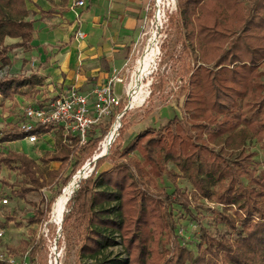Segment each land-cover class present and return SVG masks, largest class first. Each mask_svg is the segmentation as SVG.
<instances>
[{"label": "trees", "instance_id": "16d2710c", "mask_svg": "<svg viewBox=\"0 0 264 264\" xmlns=\"http://www.w3.org/2000/svg\"><path fill=\"white\" fill-rule=\"evenodd\" d=\"M29 1L0 0L3 66L12 64L15 48L33 47L36 16L44 19L55 11L30 9ZM172 24L182 44L177 56L181 84L175 92L181 116L128 138L134 123L125 113L109 153L96 161L117 113L124 111L123 102L109 124L95 126L84 143L77 133L67 132L61 133L57 148L39 159L15 149L0 154V167L16 165L23 177L14 184L19 185L17 197L48 189L29 217L41 225L51 219L64 188L91 162L93 170L79 182L62 220L63 230L71 228L68 232L77 237L76 264H264V170L258 173L250 164L254 152L228 160L215 149L216 143L232 144L240 132L264 136V0H178ZM8 37L20 40L7 43ZM41 83L35 73L0 77V96L12 100L26 86ZM23 119L24 114L0 129V143L26 138L20 127ZM59 126L40 125L33 132L41 137ZM52 161L60 166L51 169ZM169 161L193 184L192 193L176 185L181 174L168 168ZM106 164L110 167L104 169ZM165 176L176 185L173 192L159 186ZM197 195L223 205L215 213L229 231L211 233L196 217L200 240L195 254L182 241L175 206L193 217ZM45 244L44 235H39L28 264H45ZM115 246L123 248L125 259L114 255Z\"/></svg>", "mask_w": 264, "mask_h": 264}, {"label": "rangeland", "instance_id": "374dc122", "mask_svg": "<svg viewBox=\"0 0 264 264\" xmlns=\"http://www.w3.org/2000/svg\"><path fill=\"white\" fill-rule=\"evenodd\" d=\"M152 3H154V1ZM162 9L165 16L163 17V23L159 31L161 35V54L157 62V69L149 76V79L153 81L150 87L152 93L144 104L130 109L127 112L126 120L134 123L133 128L129 131L128 138L146 127H159L166 124L175 115H182L175 97V92L181 84L179 75L181 64L177 60V56L182 49V44L179 40V31L177 27L172 24V15L178 10V0H162ZM156 10L157 7L154 6L149 16L153 17ZM146 26V38H148L154 32V27L151 22H148ZM122 87L123 85L120 84L118 89L120 90ZM25 104V101L22 103L16 102L12 106L7 107L10 114H0V129L4 126L17 123L22 117V109ZM104 121H106L107 125L109 124V118ZM114 124L115 123H113L112 127ZM120 128L118 125V132ZM96 131L100 132L99 129ZM93 133L94 130L91 135ZM235 137V141L230 145H226L224 142L216 143L215 149L221 151L228 160H239L254 152L255 155L249 160L250 164L253 167H257L258 173L264 170V136L261 138L257 137L252 132H240ZM105 139L106 137L104 140ZM104 140L101 143L102 152ZM51 141L45 142L44 144L40 142L39 139L32 142L28 138H22L14 141V143L2 142L0 143V154L8 153L15 149L24 151L30 156L39 159L43 151L50 147H54L53 145L56 144L53 140ZM90 163V161L87 162L86 166H91L93 168ZM108 167H110L109 164H106L103 168L106 169ZM168 168L181 174L177 179L176 185L180 186L188 193L194 191L193 184L182 174L181 170L172 161L168 162ZM91 172L92 171H90V173ZM22 178L16 165L12 168L5 165L0 167V229L3 231V235L0 237V254H6L9 251L15 255L17 261H26L29 263L28 255L31 247L35 243L37 237L43 234L46 242L44 250V254L46 255L45 264H48L52 248L55 246H57L58 250L61 252L60 262L62 264H76L79 249L77 237L75 233L68 232L72 230L71 228L69 230H63L62 219H54L53 207L56 202L52 207L51 219L48 221L49 225H47L48 223L41 225L29 221V217L37 206L40 205L42 198L45 197L49 191L43 188L39 191L29 193L25 198H19L14 193V191L19 188V185L14 184L21 181ZM242 179L245 183L249 181L247 177H243ZM158 183L160 187L166 188L169 192L175 190L176 185L171 177L165 176L163 179H159ZM78 184L77 187H79ZM4 198H8V203L2 202ZM175 207L176 215L179 219L180 233L183 237L182 241L194 251L195 254L198 253L197 244L200 240V225L197 218L200 219L201 224L205 225L211 233L229 231V226L221 221L217 213H215L216 210H223V205L218 203L215 198L203 197L200 195L194 196L192 209L195 216L193 217L185 214L179 206ZM229 211L233 210L231 209ZM10 217L12 219H9ZM56 238L57 242L55 241ZM113 251L114 255L118 254L121 255L123 259L126 258V254L123 252L121 246H115Z\"/></svg>", "mask_w": 264, "mask_h": 264}, {"label": "crops", "instance_id": "0c3cea01", "mask_svg": "<svg viewBox=\"0 0 264 264\" xmlns=\"http://www.w3.org/2000/svg\"><path fill=\"white\" fill-rule=\"evenodd\" d=\"M148 2L85 0V6L74 8V0L29 1L30 9L40 11L41 7L47 11L54 7L55 11L44 19H41L40 14L36 16L33 47L29 50L15 48L10 53L11 65L3 66L0 62V77L35 73L42 83L35 88L26 86L23 94L12 100L0 96V114H10L7 107L25 101L22 109L24 114L25 107L30 104L38 105L53 100L74 87L89 92L106 82L113 70L123 67L130 58L141 33ZM78 30L84 31L86 38L79 39L76 35ZM19 40L8 37L7 43ZM119 85L116 86V92L122 97L124 89L122 87L119 90ZM60 125L50 134L39 137L44 144L51 140L56 143L54 147L43 151L40 157L48 150L57 148L61 133L66 135L72 132L64 123ZM101 125L106 126V121ZM59 166V161L49 164L51 169Z\"/></svg>", "mask_w": 264, "mask_h": 264}, {"label": "built area", "instance_id": "2783aa9c", "mask_svg": "<svg viewBox=\"0 0 264 264\" xmlns=\"http://www.w3.org/2000/svg\"><path fill=\"white\" fill-rule=\"evenodd\" d=\"M153 1L154 3H152ZM85 5V0H74L73 3L74 8ZM154 6L157 7V10L153 17H150L149 13ZM164 16L162 0H149L141 33L134 44L130 58L123 67L115 68L113 74L103 84L93 87L89 92L74 87L61 93L53 100L26 106L24 119L20 122L22 131L26 133V138L32 142L37 141L39 136L33 131L40 125L64 123L70 131L77 133L81 142L84 143L88 140L92 129L102 124L105 119L111 118L121 102L124 101V111L117 113L116 122H114L115 124L119 122L120 128L122 116L130 109L144 104L152 93L150 87L153 81L149 79V76L157 69V62L160 59L161 35L159 31ZM148 22L152 23L154 32L146 38ZM76 35L79 39L86 38V33L82 30H78ZM146 61L149 63L148 68H146ZM118 84L123 85L124 96L122 97L116 92ZM2 202L8 203V198H4ZM2 235L3 231L0 229V237ZM60 258L61 252L55 246L52 248L48 264H62ZM0 261H7L10 264H28L26 261H17L15 255L9 251L6 254H0Z\"/></svg>", "mask_w": 264, "mask_h": 264}, {"label": "bare ground", "instance_id": "6f19581e", "mask_svg": "<svg viewBox=\"0 0 264 264\" xmlns=\"http://www.w3.org/2000/svg\"><path fill=\"white\" fill-rule=\"evenodd\" d=\"M160 1V0H159ZM147 65L146 68H148L149 63L146 61ZM143 71V69H142ZM118 123H116L110 133L106 136V139L103 142V152L100 153H106L109 145L115 140L117 134H118ZM89 171V172H88ZM90 171H92L91 166H85L83 169H81L76 175L75 178L65 187L63 190L62 195L57 199L54 207H53V217L55 220H61L66 208V204L69 200L70 195L73 193V191L76 189L78 180L80 177L88 176L90 174ZM86 174V175H85Z\"/></svg>", "mask_w": 264, "mask_h": 264}, {"label": "water", "instance_id": "95a60500", "mask_svg": "<svg viewBox=\"0 0 264 264\" xmlns=\"http://www.w3.org/2000/svg\"><path fill=\"white\" fill-rule=\"evenodd\" d=\"M110 146H111V144L109 145V148H110ZM109 148H108V150H107L106 153H99V154L94 158V160L96 161L99 157L108 154V153H109ZM86 164H87V163H86ZM86 164L83 166V168L86 166ZM83 168H82V169H83ZM85 177H87V176L80 177L79 182H80L83 178H85ZM74 178H75V176H74ZM72 180H73V179H72ZM72 180H71V181H72ZM78 185H79V184H78ZM76 190H78V187H77L74 191H76ZM54 205H55V204H54ZM62 220H63V217H62ZM62 220H61V221H62Z\"/></svg>", "mask_w": 264, "mask_h": 264}]
</instances>
